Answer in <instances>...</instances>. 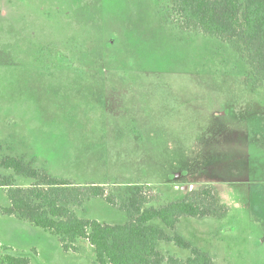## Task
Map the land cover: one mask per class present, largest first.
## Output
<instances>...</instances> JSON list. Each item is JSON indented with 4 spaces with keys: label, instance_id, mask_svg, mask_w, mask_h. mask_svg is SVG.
Wrapping results in <instances>:
<instances>
[{
    "label": "rangeland",
    "instance_id": "1",
    "mask_svg": "<svg viewBox=\"0 0 264 264\" xmlns=\"http://www.w3.org/2000/svg\"><path fill=\"white\" fill-rule=\"evenodd\" d=\"M167 6L0 0V163L103 185L118 202L139 189L158 197L147 208L209 187L225 215L182 218L175 233L213 264H264L263 90L228 43L181 30ZM7 179L36 182L0 166V256L96 264L86 241L64 251L50 232L3 214ZM71 209L127 222L102 198ZM159 251L163 264L190 257L172 244Z\"/></svg>",
    "mask_w": 264,
    "mask_h": 264
},
{
    "label": "trees",
    "instance_id": "2",
    "mask_svg": "<svg viewBox=\"0 0 264 264\" xmlns=\"http://www.w3.org/2000/svg\"><path fill=\"white\" fill-rule=\"evenodd\" d=\"M167 8L178 19L181 30L228 43L246 60L264 95V0H168ZM0 166L36 181L20 188L10 183L12 179H7L9 206L1 212L50 232L59 239L64 251H74L75 243L82 240L92 247L96 264H163L158 245L164 243L190 252L186 260L169 258L168 264H213L210 256L175 233L182 218L200 221L225 215L218 195L209 187L181 200L147 208L155 199L147 198L139 189L118 202L105 194L103 185H78L51 177L13 158L2 160ZM97 198L125 213L127 222L104 224L80 218L71 209ZM154 221H159L162 227L155 226ZM0 264L32 263L27 257L11 252L0 256Z\"/></svg>",
    "mask_w": 264,
    "mask_h": 264
},
{
    "label": "crops",
    "instance_id": "3",
    "mask_svg": "<svg viewBox=\"0 0 264 264\" xmlns=\"http://www.w3.org/2000/svg\"><path fill=\"white\" fill-rule=\"evenodd\" d=\"M112 225H113V224H112ZM163 244H164V243H163ZM161 245H162V243L158 245V249L160 248ZM91 248H92V247H91ZM92 250H93V249H92Z\"/></svg>",
    "mask_w": 264,
    "mask_h": 264
}]
</instances>
